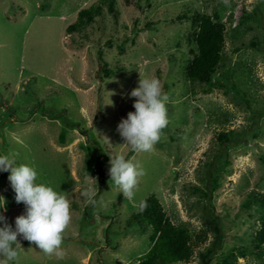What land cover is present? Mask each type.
<instances>
[{
	"label": "rangeland",
	"instance_id": "rangeland-1",
	"mask_svg": "<svg viewBox=\"0 0 264 264\" xmlns=\"http://www.w3.org/2000/svg\"><path fill=\"white\" fill-rule=\"evenodd\" d=\"M98 3L0 0V155L34 165L41 182L70 200L72 216L63 258L18 236L19 256L9 264H138L151 227L130 221L152 192L174 222L208 229L192 264L215 246L219 229L210 264L231 252L233 264H264V255L237 251L259 226L249 194L264 192V0H115L114 11L101 3L100 15L68 32L81 9ZM205 12L228 25L223 63L209 83L187 71ZM141 76L158 78L170 97L169 123L151 152H134L117 132L135 111L130 93ZM117 154L145 173L132 200L110 182ZM9 175L0 170V214L14 228L26 208ZM88 187L95 204L82 195Z\"/></svg>",
	"mask_w": 264,
	"mask_h": 264
},
{
	"label": "clouds",
	"instance_id": "clouds-1",
	"mask_svg": "<svg viewBox=\"0 0 264 264\" xmlns=\"http://www.w3.org/2000/svg\"><path fill=\"white\" fill-rule=\"evenodd\" d=\"M130 95L137 98L135 111L122 118L117 132L134 152L154 151V146L161 140L162 130L169 123L166 105L170 97L158 78L142 76ZM109 163L110 182L120 188L126 200H132L139 178L145 174L143 168L123 154L111 155ZM0 170H10L8 179L15 192L16 203H23L26 208L25 213L15 218L14 228L0 214V222H3L0 226V255L5 257L0 264L18 259L21 245L18 236L35 244L46 255L63 258L64 234L72 219L70 200L51 185L41 182L34 165H17L12 154L0 155ZM82 195L95 204L92 187L86 188ZM0 207L7 210L4 198ZM146 208V202H141L138 211L143 212Z\"/></svg>",
	"mask_w": 264,
	"mask_h": 264
},
{
	"label": "trees",
	"instance_id": "trees-1",
	"mask_svg": "<svg viewBox=\"0 0 264 264\" xmlns=\"http://www.w3.org/2000/svg\"><path fill=\"white\" fill-rule=\"evenodd\" d=\"M108 3L114 11L115 0H100L80 10L78 19L67 26L68 32L82 27L85 20H93L96 15L102 13L103 4ZM199 27L195 41L197 51L188 64V76L192 81L209 83L213 80L222 66L225 51L227 22L222 21L219 13L205 12L199 15ZM125 70L124 66L113 70L102 68L103 74L108 77L117 71ZM224 137V134L221 135ZM249 197L254 200L259 216V226L252 234L249 244L241 245L237 249L240 256L247 252L264 255V192L252 191ZM141 202H146L147 208L143 212L138 210L133 213L131 223L147 224L151 227V247L140 256L138 264H189L193 261L196 251L208 239V229L202 228L194 232L188 225L176 223L167 213L164 205L156 193H151ZM140 202V203H141ZM215 246L207 251H201V261L198 264H210L214 249L221 242L222 234L219 233ZM237 254L231 252L219 260L216 264H233L237 262ZM192 264V263H191Z\"/></svg>",
	"mask_w": 264,
	"mask_h": 264
}]
</instances>
